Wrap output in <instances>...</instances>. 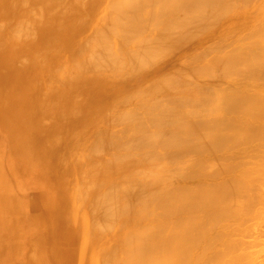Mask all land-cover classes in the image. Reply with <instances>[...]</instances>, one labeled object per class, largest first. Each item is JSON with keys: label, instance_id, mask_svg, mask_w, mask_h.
Listing matches in <instances>:
<instances>
[{"label": "bare ground", "instance_id": "bare-ground-1", "mask_svg": "<svg viewBox=\"0 0 264 264\" xmlns=\"http://www.w3.org/2000/svg\"><path fill=\"white\" fill-rule=\"evenodd\" d=\"M21 1L0 0V19L11 23L6 14L14 12ZM26 1L41 5L47 0ZM98 1L102 8L94 17L96 30L86 40L91 44L89 54L76 58L70 53L67 63L94 70L92 80L108 79L120 85L135 81L151 66L167 63L172 54L184 51L180 65L192 77L183 72L165 73L159 81L152 79L120 100L126 105L136 100L135 109L131 104L130 112L123 110L117 117V110L115 116L109 113L114 108L107 110L111 116L105 111L97 149L108 153L109 159L102 157L101 169L92 165L78 185L76 199L86 208L88 223L87 227L84 222L83 226H69L68 240L62 239L63 254L71 257L72 239L75 252L77 248L80 252L95 248L100 254L96 264H264V88L259 89L264 83H255L264 82V17L247 23L249 15L243 9L252 0H123L126 5L121 0ZM40 9L45 12V8ZM220 24L226 25L224 34L221 30L223 36L212 38L211 32ZM20 27L22 32L26 30ZM61 38L58 36V42L66 49ZM44 40L49 43L51 39ZM191 78L226 81L228 88H218L219 81L220 86H200ZM237 80L243 86L230 88L233 85L229 87V83ZM245 82L257 88L247 85L251 91H245ZM104 152L99 153L102 156ZM190 154L196 157L191 164L178 161L191 158ZM213 154L222 156L220 163H212ZM244 155L245 162L232 159ZM122 161L131 162L134 171L127 170L128 163L122 165ZM160 162L164 168L156 167ZM176 162V168L167 169ZM183 166V181L196 182L181 183L176 178L172 179L176 182H169L175 175L181 180L178 176ZM168 170L174 171V176L171 173L168 177ZM112 179L117 183L110 184ZM85 183L88 186L84 188ZM107 226L111 231H105ZM86 230L93 231L92 237H87ZM243 237L245 253L240 252Z\"/></svg>", "mask_w": 264, "mask_h": 264}, {"label": "rangeland", "instance_id": "rangeland-1", "mask_svg": "<svg viewBox=\"0 0 264 264\" xmlns=\"http://www.w3.org/2000/svg\"><path fill=\"white\" fill-rule=\"evenodd\" d=\"M22 1L14 9V12L6 14V16L11 17L9 19L12 21L11 23L6 22V19L4 20L5 22L0 19V264H96L100 254L95 251V248L84 249V253L77 248V252H75L76 247L73 246L72 248L74 242L71 239L69 249L71 257H66L62 252V249L65 248L62 245V239L68 240L67 232L69 226H79L82 225L81 222H84V226L87 227L88 215L84 211L86 208L76 199L78 196L77 188L80 182L85 180L92 165L98 164L100 168V164L104 160L109 159L108 153L106 154L103 150L97 149V147L100 148L99 128L103 127L100 124L104 121L103 118L111 116L112 113L113 115L116 113V116H114L117 117L118 114H122L123 110L127 113L130 112L132 109L129 110V108L134 101L136 103V100H129L130 104L128 103L127 105L126 103L120 104V100H123V97L131 93V91V94H133L140 87H145L146 83L152 79V81L156 79V81H159V78L165 73L167 75L168 72V74L170 72L172 74L174 72H183L182 74L188 75L189 72H185L188 69L183 70L186 67L182 64L180 65V61L184 63L180 58L184 51L172 54L171 56L173 57H170L169 62H164L165 64L161 63L151 66V69L148 68L149 71L146 70L147 73L143 71L145 74L142 73L143 75L136 77L135 81L126 80L118 85L108 79L92 80L96 75L94 70H81L78 66L67 63V61L69 62L70 53L76 55V58L77 56L78 58L86 57L85 55L89 54L91 44L90 42L88 44L86 40L96 30L97 21H95L94 17L95 14L97 15L100 12L102 3L97 2V0H47L42 2L41 5H36V2L28 1L27 3L25 0L24 4ZM122 1L119 2L121 3ZM253 1H251L250 6L243 9L249 15L247 18V20L250 19L249 22L247 21L249 25L253 21L258 22L256 20L264 17V0H255L254 3ZM119 2L116 5L122 6L125 1L121 5H119ZM81 5L83 8L80 7ZM98 7L101 8L99 9ZM40 8H45V12L42 13ZM104 8L103 11L105 12L107 7L104 5ZM91 13L94 15L92 14L91 16ZM77 14H80V16H77ZM79 18L81 19L79 20ZM251 19L253 20L251 21ZM21 25L26 28L24 32H22ZM32 26L34 27L32 28ZM225 26L220 24L213 33L211 32L212 38L221 39L219 35L220 37L223 36ZM28 30L31 31L29 32ZM221 30H223V34ZM57 35L60 38L62 37L60 39L62 44H67L68 49H66L68 52L60 46ZM48 38L51 39L49 43L44 40H48ZM97 42L101 43L100 40H97ZM107 42L108 40H104V43ZM83 49L85 50L83 51ZM70 50L72 51L69 52ZM20 76L22 77L21 79ZM188 76L192 77L191 75ZM193 79L191 78L193 82L200 86L205 84L208 86L212 83V86L217 84L220 86L221 84L220 87L217 86L221 89L222 87H225L224 89L228 88V86L226 87V84L228 85L226 81H221L225 84L224 86L220 80L214 78H208V80L198 78V80L202 81L196 80L197 78ZM237 81L236 83H229V87L233 85L230 87L233 88L234 84L238 87L243 86L240 80ZM255 83L259 85L264 82L257 81ZM253 84H250V86L247 82L246 86L248 85L252 89ZM141 85L144 86L142 87ZM257 85L253 87L257 88ZM236 86L235 88H238ZM248 86L244 88L245 91L250 92L251 89ZM95 87L101 89H95ZM260 88L263 89L264 87L261 86ZM132 89L135 90L133 91ZM88 92L89 94H87ZM99 97L102 98L100 99ZM118 101L119 103L114 104ZM118 104L121 106L119 107ZM134 105L133 108L135 109ZM109 106L114 108V111ZM108 109H111V111ZM107 110L110 111L111 115H109ZM138 110L142 111L141 109ZM105 111L108 114L106 116H104ZM14 123H16V127ZM99 152H104V154L101 156ZM109 155L112 154L109 153ZM191 156L192 160L186 156L188 161L185 162L187 160L185 159L186 157L184 161L181 158L178 161L182 160V164L189 165L196 159L194 155ZM193 156L195 157L194 160ZM213 156L215 157L216 155L210 156L213 158L212 163H220L222 156L219 155V158L216 156V160ZM102 157L104 160H102ZM113 157L114 161H116L115 156ZM244 157L245 155L232 159L235 162H238V160L241 162ZM243 160L242 162H245ZM125 162L126 164L128 163V161ZM125 162L122 161V165ZM179 162L170 164L167 169L172 166L176 168V164ZM129 163L126 166L127 170L131 168L130 170L133 172L134 169ZM111 164L113 168H117L116 164L112 162ZM158 165L160 168L165 166L161 162L156 167ZM145 168L143 170H146ZM155 168L153 167V169ZM182 169L180 176H178L179 172L177 173L179 170L177 169L176 171L175 169L177 176H182L181 180L175 175V177L168 179L169 182H173L174 180L172 179L175 178L181 183L189 182L188 184H193L191 182H196V179H193L194 181L188 180V182L187 180L183 181L186 179L184 177L186 169H184V166ZM183 171H185L184 174ZM168 172L170 173H168V177L169 175L170 177L172 176L171 173L174 176V171L170 172L168 170ZM115 175L118 176L119 171ZM114 179H117V177ZM114 179L111 182V179L109 180L110 184L117 183ZM164 180L168 183L166 179ZM86 185L88 186L85 183L84 188ZM22 213L29 216V219H33V221L30 222L27 220L28 218L24 219L26 217ZM258 218V220H261L259 222L263 221L261 217ZM244 226H242V229H245ZM107 228L109 227H105V231H111V229ZM59 229H61V232H58ZM88 230H86L87 237L91 236L93 232L92 230L88 232ZM109 244L107 241L106 249H108ZM242 250L240 252L245 253V238ZM98 251L100 253L99 249ZM63 258L66 259V262L68 259V263H65Z\"/></svg>", "mask_w": 264, "mask_h": 264}]
</instances>
